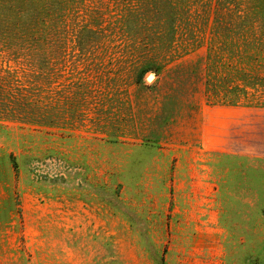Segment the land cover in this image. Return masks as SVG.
<instances>
[{
  "label": "rangeland",
  "instance_id": "1",
  "mask_svg": "<svg viewBox=\"0 0 264 264\" xmlns=\"http://www.w3.org/2000/svg\"><path fill=\"white\" fill-rule=\"evenodd\" d=\"M214 2L68 0L37 53L0 35L42 122L0 118V264H264V8L233 44Z\"/></svg>",
  "mask_w": 264,
  "mask_h": 264
},
{
  "label": "trees",
  "instance_id": "2",
  "mask_svg": "<svg viewBox=\"0 0 264 264\" xmlns=\"http://www.w3.org/2000/svg\"><path fill=\"white\" fill-rule=\"evenodd\" d=\"M149 1L156 2L157 0ZM214 4L211 22L212 37L215 38L216 36L221 38V35H224L223 38L226 39L229 34H231V36L234 37V40L230 37L233 44L239 41V39L244 38L242 34L243 29H245V23L250 24L249 28H256L255 23L259 20L257 15L261 13L259 11L260 8H264V0H215ZM247 4H251V8L254 10L250 16H248V13L245 15V11L243 10L244 6ZM69 11L68 0H0V13H3L2 16H0V35H6L8 39L7 42L23 43L30 49L28 50L30 53H37L36 40L38 36L36 33L40 25L45 24L47 27V25L53 23V18L55 16L65 18ZM173 21L174 18L165 21L163 18L159 17H154L153 20L155 26L165 25V22L168 23L169 36L172 37L174 34ZM51 26L52 24L50 27ZM38 34L40 37V32H38ZM218 50L219 49L216 50V48H213L210 44L207 46V57H210V59H215V57L220 59L221 54L219 51H221V49ZM227 54V59L233 61L238 59V63L239 61L257 60V56L253 55L252 58L250 52H243L241 49L231 50L230 52L227 51ZM153 57L159 60L163 58H167L168 61L171 59L174 60L173 57L165 56V54H153ZM157 69L158 68H156V71ZM17 70L16 68L9 69L8 67L3 77L0 78L8 87V90H6L8 92L6 96L8 102L4 108L5 112L0 114V118L10 122H26L29 125L42 123L39 122L41 118L37 114L38 104L35 102V96L33 93L29 92L33 85L22 86V88L19 86L16 88L11 87L13 79L18 75L16 72ZM31 75L34 74L31 73ZM2 87L4 86L0 85V89H2ZM233 87L235 89V86ZM237 88L238 86L236 89ZM4 91L5 90H3V92ZM8 161L13 172L17 173L18 159L13 155H8Z\"/></svg>",
  "mask_w": 264,
  "mask_h": 264
},
{
  "label": "water",
  "instance_id": "3",
  "mask_svg": "<svg viewBox=\"0 0 264 264\" xmlns=\"http://www.w3.org/2000/svg\"><path fill=\"white\" fill-rule=\"evenodd\" d=\"M151 75H149L148 77H147V79L150 77Z\"/></svg>",
  "mask_w": 264,
  "mask_h": 264
},
{
  "label": "crops",
  "instance_id": "4",
  "mask_svg": "<svg viewBox=\"0 0 264 264\" xmlns=\"http://www.w3.org/2000/svg\"><path fill=\"white\" fill-rule=\"evenodd\" d=\"M248 110V109H247Z\"/></svg>",
  "mask_w": 264,
  "mask_h": 264
}]
</instances>
